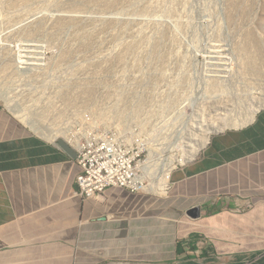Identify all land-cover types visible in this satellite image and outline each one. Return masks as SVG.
<instances>
[{"label": "rangeland", "instance_id": "obj_1", "mask_svg": "<svg viewBox=\"0 0 264 264\" xmlns=\"http://www.w3.org/2000/svg\"><path fill=\"white\" fill-rule=\"evenodd\" d=\"M0 98L43 137L117 140L168 187L264 99V0H0Z\"/></svg>", "mask_w": 264, "mask_h": 264}, {"label": "crops", "instance_id": "obj_2", "mask_svg": "<svg viewBox=\"0 0 264 264\" xmlns=\"http://www.w3.org/2000/svg\"><path fill=\"white\" fill-rule=\"evenodd\" d=\"M260 110L212 136L155 190L165 194L112 187L83 199L60 138L0 105V264H264Z\"/></svg>", "mask_w": 264, "mask_h": 264}, {"label": "built area", "instance_id": "obj_3", "mask_svg": "<svg viewBox=\"0 0 264 264\" xmlns=\"http://www.w3.org/2000/svg\"><path fill=\"white\" fill-rule=\"evenodd\" d=\"M75 150V161L81 169L76 178L78 194L83 199L97 198L112 187L156 192L143 184L148 167L142 163L136 164L125 145L117 140L99 141L85 137Z\"/></svg>", "mask_w": 264, "mask_h": 264}, {"label": "bare ground", "instance_id": "obj_4", "mask_svg": "<svg viewBox=\"0 0 264 264\" xmlns=\"http://www.w3.org/2000/svg\"><path fill=\"white\" fill-rule=\"evenodd\" d=\"M18 63L21 64L22 61L19 60ZM31 64L35 65V63H31ZM19 68H24V67L23 66H19ZM0 101H1V98H0ZM263 107H264V99H262V101L259 102V104L253 106L251 108L250 112L247 115H245L243 117H240V118L238 117V118H236L237 121L235 120L233 122H230L227 125H225V124L224 125H219V124L213 125L211 131H214V132H216V131H222V130H224L226 128V126H228V127H234V128H240V127H242V126H244V125H246L248 123H251L253 121L256 113H258V111L261 108H263ZM20 114H22V113H20ZM44 129L47 130L50 133L49 136H48V138H50L52 141H56L59 137H63L64 139H66L74 147V149H76L78 147V145H79V141H80L79 140V135H77L75 132H70V131L67 132V131L62 130V129H60L59 131H55V128L54 127H50L48 124L45 125ZM208 140H209V137H208V134H207V135H205L203 137V139L199 143L198 147H196L193 151H191V153L189 155L182 156L181 158H179V160H178L179 163L183 164L186 160H191L199 152V148L206 145V143L208 142ZM168 175H169V171H167V173H165L164 175L162 174V176H164V177L161 178V181H159L158 183H156V185L155 184L154 185H151L150 187L151 188H157V189H163L165 187L164 182L166 180H168ZM139 182L143 183V181H140V180H139Z\"/></svg>", "mask_w": 264, "mask_h": 264}, {"label": "water", "instance_id": "obj_5", "mask_svg": "<svg viewBox=\"0 0 264 264\" xmlns=\"http://www.w3.org/2000/svg\"><path fill=\"white\" fill-rule=\"evenodd\" d=\"M57 145L64 150L69 156H71L72 158H76L77 153L76 150L64 139H60L57 142Z\"/></svg>", "mask_w": 264, "mask_h": 264}]
</instances>
